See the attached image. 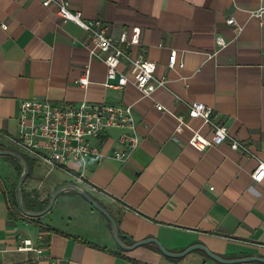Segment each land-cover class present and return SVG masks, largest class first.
Masks as SVG:
<instances>
[{
    "label": "crops",
    "instance_id": "obj_1",
    "mask_svg": "<svg viewBox=\"0 0 264 264\" xmlns=\"http://www.w3.org/2000/svg\"><path fill=\"white\" fill-rule=\"evenodd\" d=\"M63 1L83 21H98L110 37L140 28L141 43L133 53L154 62L155 77L166 79L167 86L151 98L131 84L106 88V67L89 58L90 38L78 25L63 23L42 0H0V152L23 158L16 143L18 112L30 100L131 105L140 140L125 163L91 161L83 185L61 169L54 170L68 181L36 184L39 170L30 156L24 194L39 195L48 205L61 187L81 189L109 213L126 246L153 239L170 253L201 245L225 260L264 258V186L250 176L257 160H264V0ZM172 51L182 69L168 68ZM87 68L90 84L82 90L77 79ZM118 70L130 77L125 63ZM189 102L211 108L215 123L252 155L231 150L228 141L205 151L189 147L191 133L174 132L177 118L212 137L202 120L187 117ZM155 103L169 113L157 111ZM119 133L106 136L103 153L117 148ZM10 154H0V264H36L33 253L17 249L23 240L44 249L43 264H222L200 250L182 258L164 256L156 244L122 250L106 217L73 190L62 191L42 217H26L14 205L21 163ZM54 170H46L44 178ZM10 205L25 218L11 216ZM77 209L88 219L72 214Z\"/></svg>",
    "mask_w": 264,
    "mask_h": 264
},
{
    "label": "built area",
    "instance_id": "obj_2",
    "mask_svg": "<svg viewBox=\"0 0 264 264\" xmlns=\"http://www.w3.org/2000/svg\"><path fill=\"white\" fill-rule=\"evenodd\" d=\"M45 8L54 7L63 23L72 22L80 27L90 38L88 49L90 59H98L106 67L104 86L109 89H122L127 84L133 85L143 97L151 98L157 90L167 86V80L155 77L156 64L144 59L133 50L141 43V29L133 27L122 30L116 38L110 37L98 21H83L80 12L69 9L63 0H42ZM264 10V9H262ZM229 26H235L234 20H227ZM6 29V25H2ZM240 30V29H239ZM238 30V31H239ZM217 44L225 43L220 37ZM121 63L129 67V76L118 70ZM183 68L177 64V54L172 51L168 56V68ZM90 70L87 68L77 79V85L85 90L90 84ZM187 117L200 119L212 130L210 139L193 129L183 118H177L176 134L187 130L191 133L189 147L197 151L222 145L228 141L230 149L251 156L250 149L229 136L227 128L217 125L212 118V109L198 102L187 103ZM157 111L169 113L155 103ZM134 109L129 106H112L104 103L90 104L86 101L78 105L59 106L49 101L30 100L21 103L18 112V135L16 143L29 152L31 158L40 162L49 170L61 169L74 181L83 185L87 182L86 171L91 161L113 160L125 163L140 145L136 131ZM112 131H119L117 148L110 154L103 153V140ZM264 153V147H262ZM254 184L264 186V160H257L251 173ZM19 251L35 255L36 264H43L44 249L36 247L30 240H23Z\"/></svg>",
    "mask_w": 264,
    "mask_h": 264
},
{
    "label": "water",
    "instance_id": "obj_3",
    "mask_svg": "<svg viewBox=\"0 0 264 264\" xmlns=\"http://www.w3.org/2000/svg\"><path fill=\"white\" fill-rule=\"evenodd\" d=\"M1 155H5V154H10V153H5V152H0ZM13 157L17 158L21 165H22V173L19 177V181L17 183V187H16V191H17V201H18V207L21 211V213L23 215H25L26 217H30V218H39L42 217L43 215H45L46 213H48L51 208L54 205V202L56 200V198L58 197V195L64 191V190H73L76 193H78L83 199H85V201H87L95 210H97L98 212H100L103 216L106 217V219L109 221L111 228H112V234H113V239L115 241V243L117 244V246L122 249V250H132L138 246H143V245H147V244H156L159 251L166 257L169 258H182L185 255L196 251V250H200L202 252H204L210 259L218 262V263H222V264H237V263H244V262H259L264 264V258H255V257H249V258H242V259H234V260H225L217 255H214L213 253H211L206 247L201 246V245H193L189 248H187L185 251H183L182 253H170L168 251H166L157 241L153 240V239H148V240H144L141 242H138L132 246H126L124 245L120 238L118 237V233H117V228H116V224L114 222V220L112 219V217L109 215V213L103 209L98 203H96L87 193H85L84 191H82L81 189L72 186V185H66L64 187H61L59 189H57L53 195L50 198V201L48 203V205L46 206V208L40 212H28L24 209L23 205H22V201H21V188L22 185L24 183L25 178L27 177V175L29 174V169L27 167L26 162L24 161L23 158H21L18 155L15 154H10Z\"/></svg>",
    "mask_w": 264,
    "mask_h": 264
},
{
    "label": "rangeland",
    "instance_id": "obj_4",
    "mask_svg": "<svg viewBox=\"0 0 264 264\" xmlns=\"http://www.w3.org/2000/svg\"><path fill=\"white\" fill-rule=\"evenodd\" d=\"M17 151L23 157V159L26 162V164L28 163L27 167H28V169L30 168V171H29V174H28V176H29L30 173H31L32 167H33L29 152L25 151L21 147ZM36 164H37L36 166H37V168L39 170V173H38L39 177L36 179V180H38L37 182H35L36 184L41 182V185H43V187H46V186H49L50 184H55L56 182L64 181V180L68 181L70 179L62 171H57V170L56 171L55 170L52 171L51 174H49L47 177L44 178L45 172H46V170H49V168L44 166L40 162H37ZM19 166H21V168H22L21 164ZM35 201H37V203H39L38 196H36ZM16 205L18 206L17 197H16ZM35 206L38 207L39 205L38 206L35 205ZM69 211L70 210H68L67 212L63 213L62 216H64L65 214L69 213ZM72 214H76L77 216L82 217V218H87L88 217V215L83 210H80V209H77V210L73 211ZM52 215L54 216L55 213H53ZM53 216H48L47 220H49V218L52 219Z\"/></svg>",
    "mask_w": 264,
    "mask_h": 264
},
{
    "label": "trees",
    "instance_id": "obj_5",
    "mask_svg": "<svg viewBox=\"0 0 264 264\" xmlns=\"http://www.w3.org/2000/svg\"><path fill=\"white\" fill-rule=\"evenodd\" d=\"M37 162V161H36ZM28 164V163H27ZM29 171H30V168H29ZM17 173H18V175L20 176L21 175V173H22V168H21V166H19V168H18V171H17ZM36 196H38V199H39V195H28V194H24V192H23V190H21V197H22V199H23V204H24V209L26 210V211H28V212H40V211H42V210H44L45 208H46V206H47V203H42L40 200H39V203H37V201H35V199H36ZM14 205H16V201H15V204ZM35 205H39L38 207H36ZM9 208H11V212H10V214H11V216H14V217H16L17 215H18V217H20V218H25V217H23L22 215H20V213L19 214H17L16 212L18 211V209H17V211H15L14 209H13V205H10V207ZM15 208V207H14ZM48 230H50V231H52V232H54L55 230H53V229H48Z\"/></svg>",
    "mask_w": 264,
    "mask_h": 264
}]
</instances>
